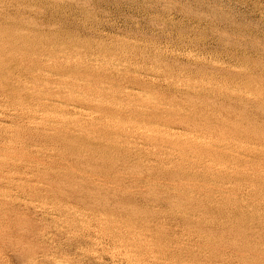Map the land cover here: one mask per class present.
<instances>
[{
  "label": "rangeland",
  "instance_id": "obj_1",
  "mask_svg": "<svg viewBox=\"0 0 264 264\" xmlns=\"http://www.w3.org/2000/svg\"><path fill=\"white\" fill-rule=\"evenodd\" d=\"M0 264H264V0H0Z\"/></svg>",
  "mask_w": 264,
  "mask_h": 264
}]
</instances>
